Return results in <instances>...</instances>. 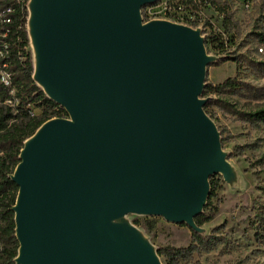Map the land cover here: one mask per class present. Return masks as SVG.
<instances>
[{
  "label": "water",
  "instance_id": "1",
  "mask_svg": "<svg viewBox=\"0 0 264 264\" xmlns=\"http://www.w3.org/2000/svg\"><path fill=\"white\" fill-rule=\"evenodd\" d=\"M155 1L31 0L44 91L69 117L38 128L12 175L17 263L161 264L141 243L102 240L103 222L192 225L206 204L222 166L201 99L209 58L194 28L143 21Z\"/></svg>",
  "mask_w": 264,
  "mask_h": 264
},
{
  "label": "rangeland",
  "instance_id": "2",
  "mask_svg": "<svg viewBox=\"0 0 264 264\" xmlns=\"http://www.w3.org/2000/svg\"><path fill=\"white\" fill-rule=\"evenodd\" d=\"M227 1L237 26L225 35L224 51L209 37L223 21L213 6L204 7L200 16L192 19H197L196 23L166 14L164 0L141 9L143 19L149 9V20H171L200 33L209 58L204 85L237 75L241 81L234 91L212 95L213 100H220L212 105V116L208 115L217 129L222 160L215 173L219 178L216 195L202 209L212 218L199 226L131 212L105 220L99 231L100 238L109 243L127 241L147 246L161 264L167 261L158 254V248L188 246L193 229L199 232L200 243L192 257L180 259V264H264V122L250 121L242 113L264 106V0ZM27 30L30 41L29 20ZM28 48L31 50L30 44ZM225 56L237 62L214 64ZM201 99L207 97L201 95ZM15 264H19L16 258Z\"/></svg>",
  "mask_w": 264,
  "mask_h": 264
},
{
  "label": "trees",
  "instance_id": "3",
  "mask_svg": "<svg viewBox=\"0 0 264 264\" xmlns=\"http://www.w3.org/2000/svg\"><path fill=\"white\" fill-rule=\"evenodd\" d=\"M159 0L152 2L157 3ZM166 14L173 15L177 19L196 23L192 20L200 16L202 9L213 6L221 15L223 21L218 31L210 34V39L215 46L223 48L228 33L233 31L237 22L234 20L227 0H164ZM184 15V16H183ZM191 17V19L188 18ZM144 20L149 16L143 14ZM26 17L23 27L13 28L9 36L10 49L4 57H0V68H5L11 73L12 85L5 86L0 81V264H15V258L19 253V241L16 235L15 210L19 185L12 179V175L21 161V151L25 141L31 137L46 121L55 118H68L69 113L64 106L50 98L44 89L36 82L32 51L28 48ZM264 42V35L261 36ZM228 60L236 61L229 56L221 57L214 62L220 65ZM6 64V65H5ZM237 76H231L224 81L214 84L207 82L204 85L202 96L207 97L204 104L205 111L212 116L211 107L220 100H213V94L221 95L234 91L240 86ZM14 89V93L11 90ZM219 99V98H217ZM250 121L264 122V106L251 112H242ZM216 175L210 178V192L207 203L203 209L211 203L216 195L218 187ZM212 218V214L205 211L195 216V222L201 226ZM193 240L186 247L158 248L159 255L166 258V264H180V259L190 258L197 250L200 243V234L193 229Z\"/></svg>",
  "mask_w": 264,
  "mask_h": 264
},
{
  "label": "built area",
  "instance_id": "4",
  "mask_svg": "<svg viewBox=\"0 0 264 264\" xmlns=\"http://www.w3.org/2000/svg\"><path fill=\"white\" fill-rule=\"evenodd\" d=\"M30 4L31 0H0V57L7 55L10 49L11 42L8 38L13 28L23 27L25 17L26 24H28ZM145 13L149 16V9ZM148 20H145V22ZM0 81L7 87L12 85L11 73L4 67L0 68ZM14 91V89L11 90L12 93Z\"/></svg>",
  "mask_w": 264,
  "mask_h": 264
},
{
  "label": "bare ground",
  "instance_id": "5",
  "mask_svg": "<svg viewBox=\"0 0 264 264\" xmlns=\"http://www.w3.org/2000/svg\"><path fill=\"white\" fill-rule=\"evenodd\" d=\"M35 10L33 8L30 9V14H29V32H30V45H31V50H32V55H33V63H34V73L33 76L36 78V81L38 84L46 91L49 93V90L47 88V85L45 81L41 77V70H42V64H43V58H42V50H41V45L38 41V35L35 32ZM34 140V136L29 137L26 142H25V148H28L31 143Z\"/></svg>",
  "mask_w": 264,
  "mask_h": 264
}]
</instances>
